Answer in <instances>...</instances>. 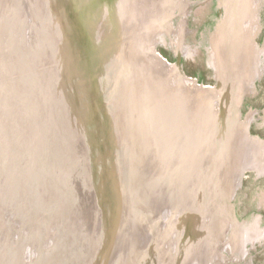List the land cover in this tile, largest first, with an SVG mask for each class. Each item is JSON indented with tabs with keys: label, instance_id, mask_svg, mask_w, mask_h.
I'll list each match as a JSON object with an SVG mask.
<instances>
[{
	"label": "rangeland",
	"instance_id": "obj_1",
	"mask_svg": "<svg viewBox=\"0 0 264 264\" xmlns=\"http://www.w3.org/2000/svg\"><path fill=\"white\" fill-rule=\"evenodd\" d=\"M121 1L0 0V264H86L90 238L86 223L72 236L62 229L66 222L59 220L60 210L65 206L66 214H74L82 199L87 202L88 189L98 186L107 155H97L98 129L108 107L117 110L114 98L132 77V68L125 63L109 66V71L107 66L100 73L82 68L84 52H95L90 50L95 39L84 37L77 44L74 37L75 32L87 29L81 18L84 24L93 26L107 14V27L116 30L121 15L113 11ZM145 1L155 7L154 14L159 10L162 17L168 18L163 32L158 33V28L157 34L150 36L145 52L151 54L153 62L156 58L174 67L182 81L179 87L189 80L198 88L218 89L215 108L222 114L231 92L232 75L217 73L210 65V56L213 54L219 62L211 48L218 49L217 36L228 14L222 5L225 0ZM236 3H248L254 12L249 22L251 30L249 24L244 27L248 35L244 77L246 85L253 82L239 108L238 123L246 125L250 136L264 148V0ZM113 35L117 44L114 48H118L122 37ZM219 79L224 80L223 86ZM94 81L95 87H100L96 96L91 95L86 83ZM50 98L53 102L48 106ZM69 100L72 114L67 111ZM60 137L62 141L50 148ZM259 158L264 165V149ZM169 169H164L168 183H175L171 173L176 169ZM91 170L94 174L90 177ZM261 170L238 173L229 200L236 223L252 230L241 253L235 252L229 242L231 229L221 240L222 232H218V242L213 241L212 233L201 237L203 222L212 224L217 218L203 220L201 208L194 203L158 212L138 203L133 215L145 218L147 232L130 264H264V166ZM92 198L99 216L101 204L97 196ZM107 218L109 227L112 220ZM211 229L213 226L208 232ZM196 239L199 241L193 245ZM191 244L197 250L196 257L190 256ZM206 244L211 248L218 245L217 257H212L209 250L205 254ZM97 254L106 257L101 251ZM121 257L118 264L120 259L123 264ZM103 262L100 260V264Z\"/></svg>",
	"mask_w": 264,
	"mask_h": 264
},
{
	"label": "bare ground",
	"instance_id": "obj_2",
	"mask_svg": "<svg viewBox=\"0 0 264 264\" xmlns=\"http://www.w3.org/2000/svg\"><path fill=\"white\" fill-rule=\"evenodd\" d=\"M115 5L114 15H121L116 30L107 27L104 21L107 14L93 26L84 24L86 21L81 18V24L87 29L75 32L74 37L77 44L84 37L95 39L90 47L95 52H84L82 68L95 69L98 73L120 63L132 68V77L118 91V98H114L117 110L114 112L108 107L98 129V149L102 151L97 150V155L107 154L102 162L100 181L96 187L90 183L92 186L86 194L89 198L87 202L82 199L79 207L86 210L87 219L91 220L90 225L86 223L90 236L86 264H95L99 251L106 255L103 264H118L121 256L123 264L132 262L136 246L143 245L147 232L145 218L133 215L138 203L157 212L194 203L201 208L203 220L209 216L217 218L212 224L203 222L201 237L212 233L213 241L218 242V232H222L221 240L227 229H231L229 242L235 252L241 253L252 230L236 223L229 200L238 173L245 169L261 173L264 166L259 158L264 149L262 144L250 136L246 125L238 123L239 108L253 82L246 85L244 77L248 40L244 27L249 24L251 30L254 15L251 6L236 2L223 4L228 14L217 36L218 49L214 50L219 62L210 61L217 73L232 75L229 99L220 114L215 108L218 89L198 88L189 80L185 81L187 85L179 87L182 81L175 75L174 67L155 57L153 62L151 54L145 52L150 36L157 34L158 28V33L163 32L168 18L162 17L159 10L154 14L155 7L145 0H123ZM113 33L122 37L118 48H114L117 44ZM86 83L92 96L100 92L95 81ZM219 83L223 86L224 80L219 79ZM167 168L170 172L176 169L175 175L171 173L175 179V183L170 182L171 188ZM187 181L190 182L187 184ZM95 195L98 205L101 204L99 216L92 198ZM105 218L112 220V226L108 227L110 231L113 229L110 242L103 236ZM211 226L213 229L208 232ZM198 241L196 239L193 245ZM220 243L217 244L220 246ZM218 245L211 248L206 244L205 254L209 250L213 252L212 257H217ZM189 249L190 256L196 257V248L191 244ZM127 252L129 256L125 255ZM103 259L100 255L96 264Z\"/></svg>",
	"mask_w": 264,
	"mask_h": 264
},
{
	"label": "water",
	"instance_id": "obj_3",
	"mask_svg": "<svg viewBox=\"0 0 264 264\" xmlns=\"http://www.w3.org/2000/svg\"><path fill=\"white\" fill-rule=\"evenodd\" d=\"M29 3V2H28ZM19 20V19H18ZM219 83V82H218ZM220 84V83H219ZM68 91V90H67ZM52 102H53V99L52 98H50V100H49V104H48V106H50L51 104H52ZM70 103H71V100H69V102L66 104V106H67V111H69V114H72V108L70 107ZM94 106V105H93ZM49 108V107H48ZM52 111V110H51ZM50 113V112H49ZM91 115H93L92 113H91ZM46 120H47V125H48V127L47 128H49L50 126H49V122H48V115L46 116ZM71 122V121H70ZM86 123V122H85ZM85 125V124H84ZM84 125L83 124H80V126L81 127H84ZM47 128H46V132H45V136H44V141L46 140V135H47ZM71 131L73 132V127H72V129H71ZM64 135V134H63ZM62 139H63V137H60V139H56L55 138V140L50 144V148H53V147H55L56 146V144H57V141L58 140H61L62 141ZM90 149V148H89ZM46 172V171H45ZM44 172V173H45ZM54 176H52V178H53ZM99 181H100V174H99ZM52 181V183H54V178L53 179H51ZM94 181H97V180H94ZM79 183H80V181H79ZM80 186V185H79ZM66 202H67V200H66ZM87 205V204H86ZM81 206V205H80ZM64 210H66V208H65V206L62 208V210H60V215H59V217L60 216H62V217H60L59 218V220H61L62 218L64 219V225L62 226V229L63 230H68L69 231V233L68 234H70V235H72V236H75V234H74V232L76 231L77 232V234H78V230H79V227H81V225L83 224V222H85V223H88V225H90V219L88 220L87 219V213H86V210H81V208H75L74 209V214H72V213H68V214H66L65 212H64ZM107 210L108 209H106V212H107ZM59 212V211H58ZM59 225H62V223H60ZM112 226V225H111ZM107 227H108V222H106L105 221V227H104V230L105 229H107ZM56 229V228H55ZM108 230V229H107ZM107 230H105L106 231V233H108V235L106 234L105 235V232H104V234H103V236H105L106 238L108 237H110L109 238V242H110V239H111V236H112V230L110 231L111 232V235H110V232L109 231H107ZM103 238V237H102Z\"/></svg>",
	"mask_w": 264,
	"mask_h": 264
},
{
	"label": "flooded vegetation",
	"instance_id": "obj_4",
	"mask_svg": "<svg viewBox=\"0 0 264 264\" xmlns=\"http://www.w3.org/2000/svg\"><path fill=\"white\" fill-rule=\"evenodd\" d=\"M238 0H225L224 2H222V5L223 4H228V3H231V2H237ZM240 1V0H239ZM211 51L213 52L214 50L211 48ZM160 54V53H159ZM161 55V54H160ZM162 56V55H161ZM166 61H168L167 59H165ZM212 60H214L215 61V59H214V57L211 55L210 56V61H212ZM177 62L179 63V58H177ZM176 62V63H177ZM211 65V64H210Z\"/></svg>",
	"mask_w": 264,
	"mask_h": 264
}]
</instances>
